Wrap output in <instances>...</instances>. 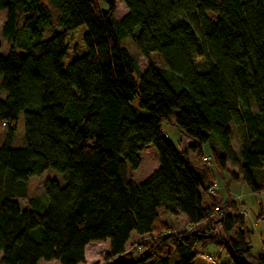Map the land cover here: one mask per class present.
Wrapping results in <instances>:
<instances>
[{
  "label": "trees",
  "instance_id": "trees-1",
  "mask_svg": "<svg viewBox=\"0 0 264 264\" xmlns=\"http://www.w3.org/2000/svg\"><path fill=\"white\" fill-rule=\"evenodd\" d=\"M121 1L127 14L117 20L115 0H0L10 45L0 53V264H84L86 248L102 242L109 251L95 264H170L171 255L191 264L210 245L227 260L216 264H264L229 195L234 181L264 192V0ZM127 38L163 66L141 72ZM164 125L193 144L179 151ZM148 147L158 166L135 182ZM49 169L66 185L47 181L42 209L28 181ZM160 211L182 215L186 228ZM133 234L150 238L139 254L127 249Z\"/></svg>",
  "mask_w": 264,
  "mask_h": 264
},
{
  "label": "rangeland",
  "instance_id": "rangeland-1",
  "mask_svg": "<svg viewBox=\"0 0 264 264\" xmlns=\"http://www.w3.org/2000/svg\"><path fill=\"white\" fill-rule=\"evenodd\" d=\"M116 11L115 16L117 20H121L127 14V9L121 0H115ZM6 20V12L0 13V45H1V55L6 58L9 54L10 45L6 41L3 36V24ZM53 29H46L44 32V39H49L53 36ZM122 46L127 48L131 55L137 60L141 72L145 71L150 64L155 66H163L161 59L156 55L152 54L148 59L144 57L137 47L133 44L130 38L122 40ZM2 78L0 77V101L4 100L6 94L1 89ZM134 108L141 116H147V112L139 108V103L136 100L134 102ZM163 132H165L171 144L178 149L179 151H184L186 147L192 143L191 140L186 138L177 128L172 126L164 125L162 127ZM232 130L234 131V127L232 126ZM235 133V131H234ZM5 137V128L4 126H0V145H2ZM237 138V135H236ZM24 143V116L20 115L17 123V130L14 135V139L12 142L13 148L19 149L23 148ZM235 147H238V139L235 141ZM203 157H210V150L208 148L202 149ZM191 158H194V154L190 155ZM142 165L138 171L131 173L135 179V182H141L146 174L154 171L158 166L157 161V153L152 147H148L140 154ZM203 160V159H202ZM204 163V162H203ZM212 167V164L209 166ZM220 180L219 177H216V180ZM47 181H56L61 187L66 185V177L63 174H60L52 169L47 170L40 176H36L30 178L28 181V193L30 197L38 198L40 201V206L42 209L47 206V198L44 192V185ZM219 185L218 187H214L213 190L217 192V195H220L223 198V201H226V183L223 182L225 186L223 191V185L220 181H216ZM239 196L238 204L240 206L241 212L245 215V225L244 232L247 237V242L251 248V254L257 255L260 253H264V192L261 194H253L247 187L243 186L238 191ZM211 201L207 196L203 198V206L208 207ZM243 209V210H242ZM160 218L162 220L171 223L176 230H181L186 228V221L183 216L173 217L169 213L165 211L159 212ZM212 226L216 231L220 230L219 220L215 218L212 222ZM234 233H230L228 237L233 238ZM149 237H138L135 234L132 235L131 240L128 244V252L136 251L137 254L142 252L140 249L141 243H148ZM172 249V245H166L163 248V251L169 253ZM169 250V251H168ZM109 251L108 242L96 243L89 245L86 248L85 253V263L84 264H95V263H103L104 255ZM202 256H210L214 258L216 262L218 260L224 259V253L217 246L210 245L206 249L199 250L198 256L193 260L191 264H208ZM1 258V256H0ZM177 262V258L175 255L170 256V264H175ZM40 264H59L58 262L52 263H44Z\"/></svg>",
  "mask_w": 264,
  "mask_h": 264
},
{
  "label": "crops",
  "instance_id": "crops-1",
  "mask_svg": "<svg viewBox=\"0 0 264 264\" xmlns=\"http://www.w3.org/2000/svg\"><path fill=\"white\" fill-rule=\"evenodd\" d=\"M168 136V135H167ZM190 144H193V143H190ZM189 144V145H190ZM231 170L233 171V172H237V170L235 169V168H231ZM216 181H220L221 183H222V185H223V180L220 178V180L218 179V180H216ZM218 183L216 182V185H215V187H218ZM244 186V184L242 183V181H234V182H232V183H230V186H229V195H230V197L236 202V204H237V206L239 207V204H238V199H239V196H237L236 197V195H238V191L240 190V188L241 187H243ZM223 187V191H225V189H224V185L222 186ZM226 198V197H225ZM243 210V209H242ZM179 216H182V215H179ZM214 220V219H213ZM246 241H247V237H246ZM224 262H226L227 260L226 259H224L223 260Z\"/></svg>",
  "mask_w": 264,
  "mask_h": 264
},
{
  "label": "built area",
  "instance_id": "built-area-1",
  "mask_svg": "<svg viewBox=\"0 0 264 264\" xmlns=\"http://www.w3.org/2000/svg\"><path fill=\"white\" fill-rule=\"evenodd\" d=\"M167 136V135H166ZM203 162L207 165H210L212 163L211 157H203ZM202 258L208 263V264H216L214 259L210 256H202Z\"/></svg>",
  "mask_w": 264,
  "mask_h": 264
},
{
  "label": "water",
  "instance_id": "water-1",
  "mask_svg": "<svg viewBox=\"0 0 264 264\" xmlns=\"http://www.w3.org/2000/svg\"><path fill=\"white\" fill-rule=\"evenodd\" d=\"M131 255V254H130ZM132 259V258H131ZM129 264H132L131 262H128Z\"/></svg>",
  "mask_w": 264,
  "mask_h": 264
}]
</instances>
